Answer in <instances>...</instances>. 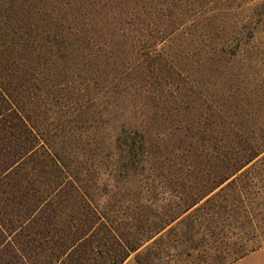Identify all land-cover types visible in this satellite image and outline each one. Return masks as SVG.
<instances>
[{"label":"rangeland","instance_id":"obj_1","mask_svg":"<svg viewBox=\"0 0 264 264\" xmlns=\"http://www.w3.org/2000/svg\"><path fill=\"white\" fill-rule=\"evenodd\" d=\"M144 2L157 24L148 19L139 27L147 42L158 37L154 47L139 46L136 31L123 44V37L114 36L111 48L80 46L71 54L74 62L63 67L73 76L52 98L62 104V118L87 115L86 125L97 129L91 150L77 162L96 193L115 183L119 126L144 134L150 171L125 182L134 187L118 194L110 214L120 223L122 215L130 220L156 212L159 225L180 217L161 231L156 245L144 246L142 259L230 264L264 249V162L245 169L241 191L220 192L211 203L207 195L184 211L208 189V118L227 116L226 123L215 124L221 130L264 128L261 121L234 123L253 112L264 115V0ZM108 35L99 37L109 40ZM45 76L53 85L62 80L51 71ZM124 264H137L135 253Z\"/></svg>","mask_w":264,"mask_h":264},{"label":"trees","instance_id":"obj_2","mask_svg":"<svg viewBox=\"0 0 264 264\" xmlns=\"http://www.w3.org/2000/svg\"><path fill=\"white\" fill-rule=\"evenodd\" d=\"M146 10L144 0H0V264H124L133 253L137 264H148L141 257L145 247L156 245L161 231L180 217L159 225L156 212L138 213L116 223L109 205L134 187L126 181L150 171L144 134L119 126L113 139L115 183L96 193L77 162L91 150L97 129L86 125L87 115L62 118L63 106L52 98L73 76L63 67L74 62L71 54L80 46L111 48L114 36L123 37V44L136 31L139 46L153 48L158 37L147 42L139 27L148 19L157 24ZM50 71L62 80L49 84ZM227 120L208 118V189L184 213L207 195L211 203L220 192L241 191L245 169L264 162V128L215 126ZM235 121L264 123V115L253 112Z\"/></svg>","mask_w":264,"mask_h":264},{"label":"crops","instance_id":"obj_3","mask_svg":"<svg viewBox=\"0 0 264 264\" xmlns=\"http://www.w3.org/2000/svg\"><path fill=\"white\" fill-rule=\"evenodd\" d=\"M230 264H264V249L251 251Z\"/></svg>","mask_w":264,"mask_h":264}]
</instances>
